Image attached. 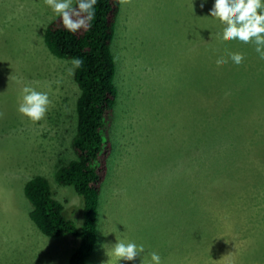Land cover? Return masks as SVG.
<instances>
[{
	"label": "rangeland",
	"instance_id": "1",
	"mask_svg": "<svg viewBox=\"0 0 264 264\" xmlns=\"http://www.w3.org/2000/svg\"><path fill=\"white\" fill-rule=\"evenodd\" d=\"M214 2L131 0L120 5L112 43L118 91L112 150L99 198L97 244L87 264H150L151 252L164 255L165 264H264L261 225L257 238L248 237L251 225L246 224L240 231L247 237L237 239L239 233L230 229L207 241V251L189 245L188 254L186 187L191 166L201 165L207 112L217 107L215 100L203 98L212 88L203 80L204 69L262 67L232 62L233 43L239 41L221 40L224 26L209 15ZM55 17L44 0H0V264H67L78 242L43 236L28 217L31 206L23 194L31 177L45 176L65 215L76 226L82 222L80 198L54 179L57 162L74 158L78 97L68 71L71 61L54 58L43 44L44 29ZM219 58L228 62L217 66ZM24 87L46 92L51 100L37 123L17 111ZM241 92L237 87L224 96L230 101ZM211 144L214 152L217 144ZM222 176L212 175L208 191L224 181ZM250 192L253 203L264 206V189ZM117 240L143 245L145 251L133 261L118 262L111 255Z\"/></svg>",
	"mask_w": 264,
	"mask_h": 264
},
{
	"label": "trees",
	"instance_id": "2",
	"mask_svg": "<svg viewBox=\"0 0 264 264\" xmlns=\"http://www.w3.org/2000/svg\"><path fill=\"white\" fill-rule=\"evenodd\" d=\"M73 5L76 6V0ZM120 5L117 0H97L95 18L89 29L70 33L56 16L46 25L42 35L44 47L54 58L66 61L81 58L84 62L73 74L78 89L76 130L71 141L74 158L68 162L58 161L54 171L55 182L71 187L80 198L81 224L76 226L65 215L63 205L54 197L45 176L35 175L23 186L24 197L31 206L28 217L43 236L77 239L67 264H87L97 244L99 198L112 150L110 128L118 95L112 43ZM232 50L242 53L245 62L254 61L262 67L204 69L203 80L212 88L204 90L203 98L215 100L217 107L215 112H207L201 165L191 166L186 187L188 254L193 251L189 245L207 251V241L211 242L217 233L230 229L239 233L237 239L247 237L245 231H240L247 229L246 224L251 225L246 231L248 237L257 238L255 230H260V225L264 233V206L255 205L250 192L252 188L264 189V144L259 143L264 141L261 90L264 60L259 61L254 48L241 42L233 43ZM237 87L242 92L228 101L224 95L229 97ZM214 121L216 131L212 132ZM213 141L217 144L214 152ZM212 175H224V181L210 192L208 181ZM250 176L253 182L248 180ZM216 178L210 185L216 183ZM199 188L203 190L201 194ZM247 264L256 263L249 261Z\"/></svg>",
	"mask_w": 264,
	"mask_h": 264
},
{
	"label": "clouds",
	"instance_id": "3",
	"mask_svg": "<svg viewBox=\"0 0 264 264\" xmlns=\"http://www.w3.org/2000/svg\"><path fill=\"white\" fill-rule=\"evenodd\" d=\"M120 4L130 3L131 0H117ZM52 12L61 18L63 27L70 33L87 30L95 18V5L97 0H44ZM203 7V4L201 5ZM222 24L221 40L224 42L239 41L244 44H254L255 51L261 60H264V0H215L209 13ZM230 59L236 65L244 61L242 53L230 54ZM228 62L225 58L216 61L217 66ZM81 58H73L69 74H74L75 69L83 65ZM23 95L18 102V113L32 123H37L45 118L51 100L46 92H40L32 87H24ZM3 113L0 112V117ZM145 251L143 245L135 242L118 241L113 245L111 255L119 262L133 261ZM150 264H161L158 253L151 252Z\"/></svg>",
	"mask_w": 264,
	"mask_h": 264
},
{
	"label": "crops",
	"instance_id": "4",
	"mask_svg": "<svg viewBox=\"0 0 264 264\" xmlns=\"http://www.w3.org/2000/svg\"><path fill=\"white\" fill-rule=\"evenodd\" d=\"M160 256V258H161V264H165L164 263V255H159Z\"/></svg>",
	"mask_w": 264,
	"mask_h": 264
}]
</instances>
